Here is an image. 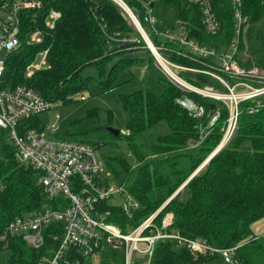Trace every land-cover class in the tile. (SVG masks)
<instances>
[{
	"label": "trees",
	"instance_id": "trees-1",
	"mask_svg": "<svg viewBox=\"0 0 264 264\" xmlns=\"http://www.w3.org/2000/svg\"><path fill=\"white\" fill-rule=\"evenodd\" d=\"M41 1L44 15L56 10L60 18L54 30L45 31L41 44L27 46L25 35L34 28L33 13L21 12V45L6 60L5 87L26 85L56 108L78 101L77 97L88 92L91 86L100 94L114 90L126 71L145 66L143 53L152 57L138 32L129 24L126 14L111 0ZM123 1L152 44L177 65L208 72H215L217 66L212 59L199 61L190 58L184 48L166 42L148 27L144 16L161 5L177 14L170 31L182 29L188 39L217 52L228 50L237 38L236 60L239 65L264 70L263 50L252 47L255 54L252 59L242 62L239 58L244 49V31L250 30V39L252 34L258 40L262 39L260 31H254L253 26L264 16V0H242L241 11L246 22L238 35L231 0H211L220 24L215 37L206 35L198 7L186 0ZM43 50H48L47 67L26 77V68ZM88 69L92 73L85 74ZM185 78L196 87L210 82L217 83L220 88L209 75L186 73ZM156 83L163 87L159 95L136 91L121 97L129 119L126 134H120L116 139L127 143L136 164L131 167L120 158L114 159L108 168L115 181L123 183L126 194L138 203L139 208L126 214L114 207L110 221L127 233L154 213H157L155 223L158 226L166 215H170L169 231H176L185 239L198 240L209 247L237 248L233 258L237 264H264V236L255 237L252 232L253 224L264 219V96L239 105L234 135L203 165L220 144V129L227 118L226 108L221 103L173 85L163 76ZM183 97L204 107L205 115L201 120L190 116L177 103ZM216 114V121L208 128L210 119ZM91 116L88 114L87 118ZM161 123L166 125L168 132L155 137L150 135L148 131ZM39 125L38 117L21 124L36 129ZM203 130L208 132L204 137ZM144 138L152 140V144L145 147ZM88 143L97 147L102 145L100 141ZM37 177L31 166L16 161L7 131L0 128V230L15 218L32 216L50 204L36 182ZM61 200L57 198L53 204H60ZM52 229L45 233L44 245L39 249L28 247L17 235L0 243V249L6 248L9 252V264H38L41 257L48 256L55 248ZM55 232L59 233V230ZM217 255L208 251L192 252L177 241L161 240L156 243L150 264H202ZM102 258V264H123L120 252L106 253ZM79 259V264L87 263V260ZM141 263L140 259L134 262Z\"/></svg>",
	"mask_w": 264,
	"mask_h": 264
},
{
	"label": "built area",
	"instance_id": "built-area-1",
	"mask_svg": "<svg viewBox=\"0 0 264 264\" xmlns=\"http://www.w3.org/2000/svg\"><path fill=\"white\" fill-rule=\"evenodd\" d=\"M111 1L120 8L126 5L123 0ZM186 1L198 7L206 35L215 37L220 31V24L211 0ZM231 4L238 35L242 24L246 22L241 11L242 0H231ZM145 7L147 8V4ZM42 8L41 0H0V128L7 131L8 139L15 150L16 161L31 166L37 173L36 182L50 203L32 216L17 217L8 223L0 230V243L17 235L28 247L39 249L44 245L45 233L53 228L51 236L55 248L48 256L41 257L38 264H60L63 261L66 264H79V258L88 260L93 255L110 254L113 251L122 254L123 264H134L138 259L142 261L141 264H150L156 243L161 240L177 241L192 252L208 251L219 254L226 264H237L233 261L237 248L209 247L198 240L185 239L176 231H169L172 224L170 215H166L158 226L155 223L157 213H154L135 228L123 233L110 221L111 212L114 207H118L120 211L130 214L139 208L138 203L126 194L122 182L114 180L111 171L106 168V163L95 158L93 148L82 141L47 140L45 131L52 135L57 129L55 126L45 130L21 126L26 120L39 117L54 108L53 104L32 88L26 85L8 88L4 86L3 80L7 58L21 45V12L33 13L34 28L25 35L27 46L41 44L45 31L54 30L60 13L50 10L44 15ZM144 22L150 26L154 24L150 12L144 16ZM150 28L166 42L184 48L190 58L216 61L215 72L191 69L177 65L167 56H163L160 48L152 44L149 36L154 52L145 44L166 80L204 99L221 103L226 108L227 118L220 129L222 136L217 149L225 146L237 129L239 105L246 101H257L264 96V70L239 65L236 60L237 38L228 50L217 52L214 48L188 39L182 29L169 31L162 36L153 27ZM47 54L48 50L37 54L35 60L26 68V77H31L35 71L47 67ZM174 70L209 75L224 91L207 85L196 87ZM77 99L84 100L85 94ZM177 103L195 119L201 120L205 115L204 107L191 98L183 97ZM217 117L218 114L210 119L208 128ZM54 118L59 120V115L55 114ZM204 131L201 132L203 137L208 134ZM57 198L62 200L60 204L54 205L53 201ZM57 230L59 233L55 232ZM72 256L76 257L71 259Z\"/></svg>",
	"mask_w": 264,
	"mask_h": 264
},
{
	"label": "rangeland",
	"instance_id": "rangeland-1",
	"mask_svg": "<svg viewBox=\"0 0 264 264\" xmlns=\"http://www.w3.org/2000/svg\"><path fill=\"white\" fill-rule=\"evenodd\" d=\"M151 16L154 19V24L152 26L148 25V27H153L162 36L171 30V27H173L177 20L176 12L164 5L152 11ZM128 20L129 24L133 26L130 19ZM149 30L150 29L146 31L149 32ZM253 30L256 32L260 31L259 33H261L262 39L261 41L258 40L253 34L251 35L253 38L250 39L248 37L250 30L248 29L243 32L244 49H242L239 54V58L242 62L253 58L255 54L251 51L252 47L256 50H263L264 52V16L259 22L254 24ZM230 53H232V51H230ZM161 54L166 57L165 54ZM142 55L146 65H140L135 69L126 71L120 78V85L114 90L100 94L91 86L89 91L84 93V100H78L68 105H59L40 115L38 117L40 123L38 129L45 130L46 128L55 126L57 129L54 134L50 135L48 131H45L46 139L50 141L56 139L76 140L84 143L100 141L102 145L99 147L88 143L94 150L95 158L105 163H108V161L113 162L114 159L124 158L131 167L135 166V160L129 153L127 143L124 140L111 137L110 134H108L107 128H113L119 131L121 135L126 134L129 115L123 109L121 102L122 96H127L136 91H151L159 95L163 91L162 85L156 83L163 74L158 68L155 59L147 53H143ZM174 71L177 75L186 79V73L188 72ZM84 73L90 74L92 71L88 69ZM207 83V86L214 85L215 89L224 91V88L221 85L219 88L217 83ZM55 114L59 115V120L57 121L54 118ZM88 114H92V116L87 118ZM148 132L155 137L157 135L166 134L168 129L165 124L161 123ZM144 140L145 147L151 145L153 142L145 138ZM102 256L101 254L93 255L87 260L86 264H102ZM0 264H9V252L6 248L0 249ZM202 264L226 263L220 255H217L215 258Z\"/></svg>",
	"mask_w": 264,
	"mask_h": 264
},
{
	"label": "water",
	"instance_id": "water-1",
	"mask_svg": "<svg viewBox=\"0 0 264 264\" xmlns=\"http://www.w3.org/2000/svg\"><path fill=\"white\" fill-rule=\"evenodd\" d=\"M124 5V4H123ZM122 8V7H121ZM123 12L126 14V16L128 17V19H130L133 27L137 30V32L139 33V35L141 36L142 40L145 42V44H151L148 35L146 34V32L143 30L142 26L140 25L138 19L136 18V16L131 12V10L124 5L123 6ZM149 49V48H148ZM214 107V106H213ZM107 131L111 134H113L115 137H118L120 135V132L113 129V128H107ZM222 148V147H221ZM221 148H218L217 150H215L213 152V154L203 163V165H205L207 163V161L214 155L216 154ZM203 165L201 167H199L193 174L192 176H190V178L179 188L182 189V187L203 167Z\"/></svg>",
	"mask_w": 264,
	"mask_h": 264
},
{
	"label": "crops",
	"instance_id": "crops-1",
	"mask_svg": "<svg viewBox=\"0 0 264 264\" xmlns=\"http://www.w3.org/2000/svg\"><path fill=\"white\" fill-rule=\"evenodd\" d=\"M146 65V63L144 64ZM113 135V134H112ZM114 136V135H113ZM116 138V137H115ZM105 163V162H104ZM110 163H113L112 161H108V163H106V168L109 170L108 166ZM117 168V167H116ZM112 176L113 173L111 172ZM115 180V179H114ZM252 232L254 234L255 237H260V236H264V219L256 222L255 224H253L252 226Z\"/></svg>",
	"mask_w": 264,
	"mask_h": 264
},
{
	"label": "bare ground",
	"instance_id": "bare-ground-1",
	"mask_svg": "<svg viewBox=\"0 0 264 264\" xmlns=\"http://www.w3.org/2000/svg\"><path fill=\"white\" fill-rule=\"evenodd\" d=\"M144 29V28H143ZM148 48L154 52L153 46L151 44L148 43Z\"/></svg>",
	"mask_w": 264,
	"mask_h": 264
}]
</instances>
